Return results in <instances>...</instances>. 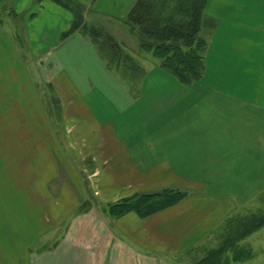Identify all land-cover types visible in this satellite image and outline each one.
<instances>
[{"label":"crops","instance_id":"obj_1","mask_svg":"<svg viewBox=\"0 0 264 264\" xmlns=\"http://www.w3.org/2000/svg\"><path fill=\"white\" fill-rule=\"evenodd\" d=\"M75 1L92 26L125 48L140 49L124 24L138 0ZM251 4L262 8L255 18L260 26L251 24L254 14H236L237 7ZM0 5V119L43 116L42 99L26 76L27 55H32L34 68L47 72V85L74 122L65 143L44 122L33 133L17 129L30 137L10 147L0 141L3 156L19 173L0 172L9 175L4 182L11 198L20 200L19 205L0 202L5 218L0 233L12 256L4 264H190L226 219L264 189V97L258 91L264 84V0H207L205 16L216 25L211 27V79L186 87L160 65L143 67L146 76L133 96L114 85L115 69L98 56L88 36L76 32L63 39L74 21L70 11L53 0H0ZM10 21L22 25L12 29ZM254 41L251 51L260 57L245 60ZM59 59L70 61V70L85 71L80 98L71 99L69 92L79 84L69 74L61 76L66 68L58 69ZM46 60L51 64L44 68ZM203 115L211 123L201 126ZM15 183L23 187L16 191ZM165 188L186 191L188 197L148 217L109 213L121 200ZM92 198L100 205L87 207ZM45 241L54 242L51 252L28 260L25 252Z\"/></svg>","mask_w":264,"mask_h":264},{"label":"trees","instance_id":"obj_2","mask_svg":"<svg viewBox=\"0 0 264 264\" xmlns=\"http://www.w3.org/2000/svg\"><path fill=\"white\" fill-rule=\"evenodd\" d=\"M53 1L74 16L72 27L63 39L76 32L88 36L108 67L122 70L133 88H137L146 76V71L127 53L125 47L104 29L87 27L83 22L86 9L77 1ZM206 4L207 0H138L124 21L137 37L140 50L159 59L160 67L186 87H192L202 79L206 68L208 45L205 39L200 38V33L204 26H216L205 16ZM187 197L186 191L165 188L161 192L121 200L110 205L109 213L115 218L131 212L148 217L177 205ZM257 199L261 208H246L244 215H239L237 210L226 219L220 247L211 250L199 264H232L248 260L250 252L239 244L264 228V189L249 204Z\"/></svg>","mask_w":264,"mask_h":264},{"label":"rangeland","instance_id":"obj_3","mask_svg":"<svg viewBox=\"0 0 264 264\" xmlns=\"http://www.w3.org/2000/svg\"><path fill=\"white\" fill-rule=\"evenodd\" d=\"M261 9L262 8H258V7H256V5L251 4L250 8H247V7H239L238 8L237 7L236 8V10H237L236 14L240 15V16H246V15L254 14L255 16L253 19V23H251V24L255 25V26H260L261 24H259L256 20L257 19L256 15H259V11ZM1 10H3L2 5H0V11ZM3 18H4V16L2 14H0V21L1 22L3 21ZM83 19H84L83 22L85 23V25L87 27L92 26V24H91L92 22L90 21V19H88L86 17V14H85V17ZM9 23L8 24L11 26L12 29L22 25L16 21H10ZM99 28H101V27H99ZM248 28H252V26H248ZM17 30L19 31V29H17ZM211 30L212 29L210 27L208 28V27L204 26L202 28L201 33H200V38L205 39V41L207 42V45H208L207 52L205 55V67L206 68H205L204 75H203L202 79H200V80H203L205 78L211 79V74H213L214 69H215V68H212L211 63H210V57H209L210 46H211V41H212L211 38L213 36V33ZM254 32H257V31H254ZM116 40L118 42H120L118 39H116ZM255 42L256 41H254V42H252V44L248 45V49L250 50V55H247L244 58L245 60L250 58V61H252L254 58L260 57L259 55L253 54L255 51H251L252 49L256 48ZM19 43H21V46L23 47V49H25V45L21 40ZM95 48H96V46H95ZM125 49H126L128 54H130L132 57L135 58L136 62L142 68L143 67L144 68L156 67V66H159L161 64V61L159 59L155 58L154 56H152V54H150V53L142 52L140 49H138V50H134L132 48H125ZM95 50H96L98 56H100L97 48ZM59 55H60V53L56 54V56H59ZM142 57H145L146 59L142 58ZM225 57H227V56H224V58ZM50 59L52 61H54L55 56L53 55V57H50ZM59 60H60V62H59L60 67L58 69H60L61 67L66 68L65 72H63L61 76L66 78V75L69 74L70 77L76 83L79 84L76 91L71 90L69 92L71 99L76 98V97L80 98L81 96L80 97H78V96L80 94H83V92L85 91V88L83 87V85L79 81L83 80L82 75L85 73V71L75 70V69L70 70L68 67L69 64H72L70 61L68 62L67 59L66 60L59 59ZM82 62H83V60L82 61L79 60V63H82ZM105 62H106V60H105ZM34 64H35L34 56L27 55V63H26L27 81L31 84L32 87H34L37 90L36 91L37 95H39L42 99V101H40L39 103L41 104V106L43 108V116L41 115L42 118L41 117L40 118H37V117L27 118V116H26L23 119H15V118L0 119V125L4 124L7 127L3 131L0 130V132H4V133L0 134V141H1V143H3V142L6 143L5 146H7V147H10L14 143H17L20 139L30 137V135H28V134L24 135V136L17 134L18 131L16 132V130L19 128H22L24 131L27 130V133H29V132L33 133V132H35V128L38 125L42 126L43 122H44V126H50V128H52V131L56 135L58 142L65 143V142H67L66 137H65L67 127H72L71 125H74V122H71L70 120L66 119V117H67L66 112L68 111V109L65 108V106H64L65 104L60 102V98L56 95L55 90H53V87H51L50 85H47L48 84L46 82V80H47L46 79V77H47L46 73L47 72L44 70H40L38 67L34 68ZM50 64H51L50 61L46 60L44 62V64H42V67L47 68ZM80 66H82V65H80ZM144 71H146V70L144 69ZM252 72L256 73L255 69L252 70ZM50 73L54 74L55 72L50 71ZM247 73L248 72L245 71V74H247ZM222 74L225 75L226 71L222 70ZM113 76H115V78L117 80V83L115 81L113 82L115 86H116V84H121L125 88V90L129 94H131L132 96H133V94H138V86H137V88L134 89L132 83L125 78L124 72L122 70L115 69L113 71ZM232 79H235V78H233V76H232ZM236 79H239V77L237 76ZM243 80L250 81V78H244ZM88 85L92 86V85H94V82L92 81V82H90V84L88 83ZM110 85L111 84L109 83V84H107L106 87H109ZM115 86H112L114 90L116 89ZM106 87L104 89H107ZM97 89H101V88L96 87L95 90H97ZM114 90L112 91L113 94H114ZM134 90H135V92H134ZM258 91L264 97V84H262L260 87H258ZM103 92L105 93V95H107V93L105 91H103ZM135 98H137V97H135ZM65 100H67L66 97H65ZM79 101H81V100H79ZM78 104H79L78 110L82 111L83 110L82 103L79 102ZM35 105L36 104L34 103V105H31V108H28V110H30L29 116H31L32 112H34ZM96 105H98V104H96ZM207 120L210 121V123H211V120L207 116L203 115V121H202L201 126H203V123ZM75 121L78 123H81L82 119L80 118V116H78ZM32 133H31V135H32ZM2 146L3 145L0 144V169H2L3 172H5L6 174H7L6 170L8 169L10 172V176L13 175L14 173L17 175L19 173L18 167L12 168L13 167L12 163L14 161H11L10 158H6L5 156H3V155H5V150L2 149ZM8 153H10V152H8ZM9 168H11V171ZM6 174H3L2 172H0V187L2 188V190H4L2 193H0V202L4 203V200L7 199L8 202L11 201L14 204L19 205L20 200L12 199L11 193L9 191H7L9 188V184H8L9 182H4V180H8L9 175H6ZM15 186L17 188V189H15L16 191L20 190V188L23 187V183H15ZM92 195H93V193H92ZM95 203H97V205L99 204L97 199L92 198L90 200V202L87 203L86 206L87 207H89V206L93 207L94 205H96ZM5 205L6 204L4 203V206ZM23 205L28 206V204H26V202L23 203ZM247 206H250V207H246V205H245V206H240L238 208V211L240 212L239 215H244L245 212L247 211L246 208L258 209V208L262 207V205H260V202L258 199L253 201V203L248 204ZM263 210H264V207H263ZM0 215H1L0 216V222H5V218L1 212H0ZM17 218L19 220L21 218V216L18 215ZM27 231L22 234V236H24V239L26 238ZM30 234H31V232L29 233V235ZM18 237H19V235L17 233L14 236L15 240H17ZM223 238H224V225L220 227L217 234L216 233L214 234V236L212 237V241L210 242V246H208V248L204 247L202 249H199L197 251V254L194 255V257L189 260V261H191L190 264H199V262L203 258H205L211 250L217 249L220 247V245L223 241ZM52 243H54V242H46V241L41 242V243L36 242L34 244V246L30 247L28 252H25V254L28 253V256H27L28 260L30 259V257L33 258L37 255L41 256L43 254L50 253L52 250V245H53ZM239 246L244 247L246 250H248L250 252V256L248 257V260L242 261L240 263H232V264H264V228L260 229L259 231H257L253 235H251V236L247 237L246 239H244L243 241H241ZM8 250H9L8 242L0 233V264H4V263L8 262L9 260H12V256L8 254ZM229 255L231 256V254H229ZM164 264H166V262Z\"/></svg>","mask_w":264,"mask_h":264}]
</instances>
